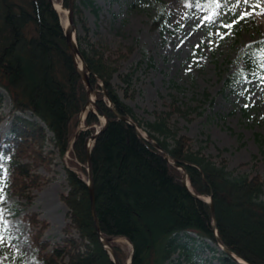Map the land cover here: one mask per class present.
I'll return each instance as SVG.
<instances>
[{
	"label": "trees",
	"instance_id": "trees-1",
	"mask_svg": "<svg viewBox=\"0 0 264 264\" xmlns=\"http://www.w3.org/2000/svg\"><path fill=\"white\" fill-rule=\"evenodd\" d=\"M75 1L76 15L79 8ZM55 2L68 6V0ZM80 2L95 6L93 0ZM236 15L227 12L228 18ZM168 19L165 8L160 6L151 29H165ZM83 27L87 32L85 24ZM76 38L92 72V87L102 90L101 83L114 109L133 120L144 137L113 114L101 92L96 94L95 112L83 111L86 87L72 65L60 16L49 0H0V88L6 91L12 105L9 134L4 139L0 137L2 186L30 206L33 191L45 183L38 169L51 171L57 157H67V191L60 195V200L68 209V222L62 229L61 242L52 244L44 239L48 223L39 219L37 213L29 212L23 217L37 264H114L96 233L85 180L84 141L95 133L99 116L103 115L108 116L109 122L91 148L96 215L104 237L130 242V264H200L196 261L198 250L217 252L206 243H216L210 207L189 193L181 182L182 171L169 163L150 141L168 152L170 162L186 171L193 194L211 197L221 242L246 263L264 264L261 176L228 169L224 158L216 160L201 146L193 147L190 138L171 124L173 114L191 120L190 115L201 113L198 107L182 108L173 99L168 109L155 113L152 120L140 117L120 98L111 82L118 56L112 59L103 47L86 37ZM261 41L264 37L251 41L238 54L244 67L226 78L227 86L264 76V69L259 68L252 55ZM131 51L129 48L128 52ZM132 74L130 71L121 76L125 96ZM207 96L208 92H204L206 100ZM4 119L0 113V124ZM0 207L6 214L19 213L4 201ZM198 239L200 243L196 244ZM112 246L120 263L125 264L129 255L116 241ZM175 253L178 256L172 260ZM217 253L212 259L219 264H237L224 252ZM0 255L8 257L4 264L24 263L22 257L6 254L3 248Z\"/></svg>",
	"mask_w": 264,
	"mask_h": 264
},
{
	"label": "rangeland",
	"instance_id": "rangeland-1",
	"mask_svg": "<svg viewBox=\"0 0 264 264\" xmlns=\"http://www.w3.org/2000/svg\"><path fill=\"white\" fill-rule=\"evenodd\" d=\"M93 2L94 8L77 0L76 35L103 47L112 59L118 56L117 71L111 82L120 98L140 117L148 120H152L155 113L167 110L173 99L182 108L198 107L201 113L190 115L191 120L173 114L171 124L180 134L190 138L193 147L201 146L203 152L213 155L216 160L224 158L230 170L259 174L264 183V81L252 78L232 86L225 84L231 73L244 67L238 54L251 41L264 37V15L254 14L226 29L220 27L221 22L230 23L236 18L227 16L231 4L223 9L215 22L207 23L202 21L205 13L201 9L186 6L193 0ZM160 6L165 8L169 19L165 29L152 30L151 22ZM261 6L264 7V0H261ZM65 10L57 11L62 26L67 22ZM239 11L237 9L235 14ZM218 32L227 34L221 39ZM129 48H132L131 52H128ZM119 54L125 56L122 58ZM139 61L141 65L135 68ZM130 71H133L131 87L125 96L121 76ZM204 92H208L207 100L203 97ZM11 108L8 94L0 88V113L5 117L0 124L2 139L9 134ZM26 116L29 117L30 113ZM103 120L100 116L96 128ZM66 158L57 157L51 171L42 167L38 169L45 183L41 189L33 191L30 206H25L23 200L4 189V204L16 208L19 213L13 215L11 211L6 214L13 237L10 244L15 247L3 249L6 254L22 257L23 264H37L28 226L23 219L27 213L35 212L39 219L48 223L44 239L53 244L60 243L64 237L62 229L68 222V209L60 195L67 191ZM3 178L0 174V179ZM261 199L264 201V190ZM190 236L197 238L194 233ZM114 240L130 255L132 248L126 239L116 237ZM199 243L198 239L196 244ZM206 243L220 252L210 241L206 240ZM217 252L198 250L196 261L219 264L212 259ZM177 256L175 253L172 260ZM166 264L173 263L168 261Z\"/></svg>",
	"mask_w": 264,
	"mask_h": 264
},
{
	"label": "water",
	"instance_id": "water-1",
	"mask_svg": "<svg viewBox=\"0 0 264 264\" xmlns=\"http://www.w3.org/2000/svg\"><path fill=\"white\" fill-rule=\"evenodd\" d=\"M49 2L53 6V8L55 9L53 0H49ZM74 2H75L74 0H68V6H67V9H66L67 25L64 27V37H65L66 46H67L69 54H70L72 65H73L74 69L76 70V72L81 77V79H82V81H83V83H84V85L86 87L87 102H86V105L84 106L83 111L87 110V111H93L94 112V109L96 108V104H95L96 94L98 92H101L105 96V98L108 100V102H109L108 103V107L111 109L113 114L118 119L128 123L131 126H133L136 129L137 133L139 135H141L137 124L133 120L122 116L121 114H119L114 109L113 104H112L111 100L109 99V96H108L106 90L104 89V87L102 85H100L102 90H97V89H94L92 87V85L90 83V80H89V75L92 74V72L88 68L83 56L81 55V52H80L79 47H78L77 39H76ZM103 119H104L103 123L97 129V131L94 134L89 135L84 141L85 158H86V170H87V182H86V185H87V190H88L91 215H92V218H93V222H94V226H95V230H96V233L98 235V238H99L103 248L108 252L112 262L114 264H121L119 259H118L117 254H116V251H115L114 247L112 246V241H113L112 238L104 237L102 235L101 231H100V226H99L98 218H97V215H96V209H95V191H94L93 171H92V163H91V148H92L95 140L97 139V137L107 127V124L109 122L108 116L107 115H103ZM150 144L154 148H156L157 150L162 152L163 155H164V158L169 163H171L173 166L177 167L178 169H180L182 171L181 182L183 183L185 188L189 191V193L193 197H195L197 199H200L203 202L208 204V206L210 207L211 214H212V219H213L212 230H213V233H214V238H215V241H216L217 245L221 248V250L226 254V256L232 258L237 264H248L244 260H241V259L237 258L221 242V240L218 238L217 229H216V221H215V210H214V205H213L211 197H207L206 198V197H201V196H197V195L193 194L191 192L190 188H189L188 176H187L186 171L182 167L170 162V155L168 154V152L163 150L155 141H150ZM126 264H130V259L126 262Z\"/></svg>",
	"mask_w": 264,
	"mask_h": 264
},
{
	"label": "snow or ice",
	"instance_id": "snow-or-ice-1",
	"mask_svg": "<svg viewBox=\"0 0 264 264\" xmlns=\"http://www.w3.org/2000/svg\"><path fill=\"white\" fill-rule=\"evenodd\" d=\"M229 4H231L229 11L233 13H236L237 9H240V11L232 22H221V28L231 29L241 20H245L254 14L257 16L264 15V7L261 6V0H193V3L186 4V6L201 9L205 13L202 17V21L213 23L221 16L223 9ZM243 6H247V8H244ZM257 8L260 9L259 12L256 11ZM225 34L227 33H217L221 39H223ZM248 47H251V45ZM252 55L256 57L259 68L264 69V41L260 42V48L256 52H253ZM260 79L264 81V76H261ZM241 95H243V93H241ZM2 185L3 181H0V203L6 198ZM12 239L13 237L10 234L9 223L6 219V210L0 207V249L9 246L15 247V245L10 244ZM7 259V255H0V264H4V261Z\"/></svg>",
	"mask_w": 264,
	"mask_h": 264
},
{
	"label": "bare ground",
	"instance_id": "bare-ground-1",
	"mask_svg": "<svg viewBox=\"0 0 264 264\" xmlns=\"http://www.w3.org/2000/svg\"><path fill=\"white\" fill-rule=\"evenodd\" d=\"M54 7H55V9H56L57 11L65 10V9L63 8V6H62L61 4H59V3H54ZM65 11H66V10H65ZM66 25H67V22L65 21L64 24H63V26H66Z\"/></svg>",
	"mask_w": 264,
	"mask_h": 264
}]
</instances>
